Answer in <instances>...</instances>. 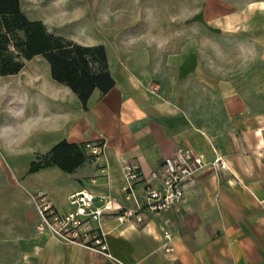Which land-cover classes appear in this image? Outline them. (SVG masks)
I'll return each mask as SVG.
<instances>
[{"label": "crops", "instance_id": "obj_1", "mask_svg": "<svg viewBox=\"0 0 264 264\" xmlns=\"http://www.w3.org/2000/svg\"><path fill=\"white\" fill-rule=\"evenodd\" d=\"M202 18L216 27L208 32L205 60L194 41L159 42L161 32L140 40L127 30L134 22L100 31L92 42L64 36L103 44L114 85L106 93L95 89L84 108L47 69L36 153L61 140L99 142L101 152L72 172L35 171L23 180L31 191L0 159V264H117L39 234L33 194L44 191L60 211L71 209L68 196L82 189L125 207L131 202L122 191L124 162L138 164L140 192L158 182L163 159L182 146L207 161L219 156L227 167L198 171L168 212L174 251L163 250L156 214L141 226L104 217L108 251L123 264H264V0H223L222 17Z\"/></svg>", "mask_w": 264, "mask_h": 264}, {"label": "rangeland", "instance_id": "obj_2", "mask_svg": "<svg viewBox=\"0 0 264 264\" xmlns=\"http://www.w3.org/2000/svg\"><path fill=\"white\" fill-rule=\"evenodd\" d=\"M225 1L239 5L256 0ZM222 3L223 0H20L27 17L41 20L51 32L75 38L79 43L92 42V36H98L100 31L108 33L134 22L127 30L140 35V40H145L143 35L161 32L165 37L159 42L194 41L204 60L208 32L215 26L208 25L202 17H222ZM152 40L155 39L148 38L147 42ZM47 69L49 64L44 58L34 57L18 73L0 76V159L10 173L22 176L21 181L34 173L29 172V165L36 154L37 132L42 128L39 123H43L37 105L45 104L40 93L47 89ZM27 183H20L22 189L31 191Z\"/></svg>", "mask_w": 264, "mask_h": 264}, {"label": "built area", "instance_id": "obj_3", "mask_svg": "<svg viewBox=\"0 0 264 264\" xmlns=\"http://www.w3.org/2000/svg\"><path fill=\"white\" fill-rule=\"evenodd\" d=\"M156 89L158 87L154 86L153 90ZM87 150L95 160L101 152V143H90ZM206 167L224 169L227 164L219 156L207 161L202 153L188 146L178 147L171 156L163 159L158 182H149L138 192L136 186L143 180V175L136 162L126 161L123 164L122 191L131 204L125 207L115 204L107 196L96 197L82 189L68 196L72 208L60 211L44 191H38L32 196L39 215L36 230L39 234L84 247L117 264H123L108 251L102 220L113 215L119 223L141 226L149 215L156 214L162 219L163 250L171 253L174 246L168 228V212L183 200L184 190L194 180L196 173Z\"/></svg>", "mask_w": 264, "mask_h": 264}, {"label": "trees", "instance_id": "obj_4", "mask_svg": "<svg viewBox=\"0 0 264 264\" xmlns=\"http://www.w3.org/2000/svg\"><path fill=\"white\" fill-rule=\"evenodd\" d=\"M36 55L43 56L51 77L68 86L84 108L95 89L106 93L114 85L103 44L76 43L27 17L20 0H0V76L18 73ZM92 159L86 143L61 140L46 153H36L29 172L49 166L72 172Z\"/></svg>", "mask_w": 264, "mask_h": 264}]
</instances>
